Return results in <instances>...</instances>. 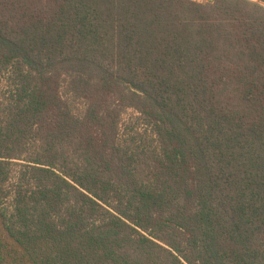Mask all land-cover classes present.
<instances>
[{
    "label": "trees",
    "instance_id": "obj_1",
    "mask_svg": "<svg viewBox=\"0 0 264 264\" xmlns=\"http://www.w3.org/2000/svg\"><path fill=\"white\" fill-rule=\"evenodd\" d=\"M0 264H264V0H0Z\"/></svg>",
    "mask_w": 264,
    "mask_h": 264
},
{
    "label": "rangeland",
    "instance_id": "obj_2",
    "mask_svg": "<svg viewBox=\"0 0 264 264\" xmlns=\"http://www.w3.org/2000/svg\"><path fill=\"white\" fill-rule=\"evenodd\" d=\"M124 118H126V115H124Z\"/></svg>",
    "mask_w": 264,
    "mask_h": 264
}]
</instances>
